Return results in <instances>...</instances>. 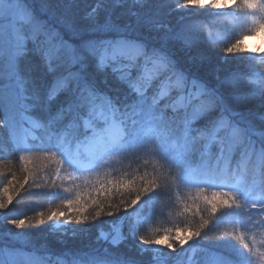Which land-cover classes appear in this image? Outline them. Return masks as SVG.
Returning <instances> with one entry per match:
<instances>
[{"label": "snow or ice", "instance_id": "1", "mask_svg": "<svg viewBox=\"0 0 264 264\" xmlns=\"http://www.w3.org/2000/svg\"><path fill=\"white\" fill-rule=\"evenodd\" d=\"M165 4L92 0L79 25H65L75 38L68 40L27 0H0V130L7 131L22 165V174L12 173L0 187V223L9 226L10 238H19L21 233L11 229L118 218L106 220L109 229L95 237L107 254L73 253L58 257L56 264H140L144 256L152 264H167L176 244L183 248L194 237L206 238L222 217L234 218V227L258 231L264 246V74L261 86L253 84L251 70L208 79L207 56L189 55L199 45L196 28L166 23ZM205 4L213 10H246L252 33L264 29V0H184L177 12ZM243 35L231 31L223 51L241 52ZM185 56L189 67L181 64ZM246 59L254 64L257 57ZM259 60L264 63V54ZM114 158L130 165L143 158L144 163L127 178L96 181L91 191H81L80 175L98 173ZM26 185L42 196L61 198L63 208L23 218L9 215L13 193ZM185 189L195 192L185 198ZM61 190L75 191V199L61 197ZM165 198L191 212L194 226L165 229L163 238L139 235L140 214L133 217L137 206ZM217 239L233 249V257L219 264H254L257 258L264 264L255 235L251 242L235 231ZM161 245L169 252L155 247ZM18 255L2 247L0 264H17ZM30 264L46 262L37 257Z\"/></svg>", "mask_w": 264, "mask_h": 264}, {"label": "trees", "instance_id": "2", "mask_svg": "<svg viewBox=\"0 0 264 264\" xmlns=\"http://www.w3.org/2000/svg\"><path fill=\"white\" fill-rule=\"evenodd\" d=\"M27 3L34 6L48 23L63 34L65 39L75 40L65 25H79L81 23L80 17L83 15L88 4L92 3V0H27ZM155 3L160 4L161 0H155ZM183 3L184 0H166L164 20L173 26L179 23H188L196 28L199 34V45L189 55L196 59L201 55L207 56L209 65L205 72L206 77L210 80H214L217 76L223 79L233 74L245 73L251 70L255 74L252 80L253 84L261 86L260 76L257 73L261 72L262 65L256 61L254 64H249L246 59L249 55L242 39L240 42L241 52L233 54L225 53L223 49L228 42L226 38L231 31L227 32V30L221 29L220 25L224 26V23H221L220 20L218 21L219 17H208L209 11L205 10L204 7L190 6L182 13H178V4L182 5ZM131 35H139V33ZM225 55L229 57L227 62H223L220 59L221 56ZM181 64L184 67H189L191 66V60H189L188 56H185L181 60ZM100 87L103 88L104 85H100ZM7 141V131L0 130V187H3L7 183L12 173H15L17 176L22 174L20 171L22 165L19 161V153ZM156 145L163 151L162 142L158 139L156 140ZM151 147L152 145L149 144V148ZM25 155L35 157L43 155V153H26ZM152 160L153 163H156V158H152ZM239 160L240 157L237 154L236 161ZM143 163V158L133 162L131 165L128 159L114 158L107 168H101L98 173H94L91 176L87 174L80 175V180L77 183L82 185L81 191H91L96 181L106 182L111 179L115 182L117 179L127 178L136 170L137 165L142 168ZM85 180L89 181L87 185H84ZM66 186L70 187V185ZM189 191L192 194L195 192L194 189H185V198H187ZM208 194L210 195L211 191ZM75 195V191L64 193L61 190V197L67 196L69 199H75ZM101 198L103 199V197ZM110 199L114 200L116 198L111 197ZM63 206L64 201L61 198L51 199L47 196H42L35 189L29 190L26 185L24 189L20 190L19 194L13 193V203L9 205L13 211L9 215L23 218L25 215H34L36 211H47L49 208H63ZM141 206L146 211L152 212L151 217L142 221L137 230L139 235L147 239L154 237L163 238L165 229L175 231L178 227L194 226V222L191 221V212H184L182 204L178 201H169L165 198L157 201L155 204L149 203ZM72 211L70 209L69 213L71 214ZM89 212H91V209ZM123 215L124 213L121 211L119 216L122 217ZM109 219L118 220L117 217H103L93 223L90 218L89 222L85 225H76L75 223L65 225L61 220L60 223L63 226L56 230L52 226L54 222H46L44 225L36 228H29L26 225L20 230L11 229L12 232L19 231L21 233L19 238H10L5 232V229L9 226L0 223V248L7 246L17 251H23L24 253L35 255L36 258H42L44 261H51L49 264H56V258H68L73 253L81 255L88 253L89 255L103 256L107 254V249L105 246L96 244L95 237L100 229L105 231L109 229L108 224L105 223ZM233 219L232 217H222L206 238L194 237L187 242L188 245H185L184 250L195 249L194 260L191 264H219L221 260L233 257V249L221 244L217 239L218 237H222L225 232L235 231L239 234L247 235L249 242H251L252 236L255 235L258 244L257 252L264 251V246L259 245L261 238L259 232L246 231L239 224H236L234 227L232 223ZM240 219L246 222L247 218L242 217ZM118 222L123 224L124 231L128 230L126 223L122 221ZM74 228H84L85 230L75 233L69 231L67 234H64L62 231L63 229ZM230 243L235 244L234 241ZM162 250L168 252V249L165 247ZM148 261H150L148 256L140 258L141 264H147ZM254 264H261L260 259L257 258Z\"/></svg>", "mask_w": 264, "mask_h": 264}, {"label": "rangeland", "instance_id": "3", "mask_svg": "<svg viewBox=\"0 0 264 264\" xmlns=\"http://www.w3.org/2000/svg\"><path fill=\"white\" fill-rule=\"evenodd\" d=\"M205 10L209 11L210 13H214L215 11H221L223 15L219 16L218 21L220 20L221 23H224V26H221V29L229 31L236 30L238 33L239 31H243L244 35L242 38V42L244 43L247 53L249 56L257 57L256 62L262 65L261 72L257 73L259 76L264 74V63H261L259 57L264 54V29L257 30L254 34L251 31L252 22L251 16L246 13V10L237 9L235 7H229L223 10H213L207 7V4L204 6ZM208 14V17L210 15ZM251 41V43H249ZM158 139V138H157ZM159 140V139H158ZM160 141V140H159ZM137 213H139V221L136 224V228L138 230L139 226L141 225L142 221L145 219H149L152 215L151 211H146L143 206L138 205L136 213H133V217L135 218ZM53 229H59L63 226L59 222V227H56V222L52 224ZM252 231V230H251ZM255 233V231H252ZM185 245H188L187 243ZM185 245L183 248L180 247L179 244H176L177 251L170 252L171 255L168 256L167 264H191L194 260L195 249L184 250ZM158 250L163 251V245L155 246ZM180 247V248H179ZM169 252V250H168ZM19 255L16 257L17 264H30V261L33 258H36L35 255L24 253L23 251H18ZM2 258V257H0ZM46 264H49L51 261H46ZM57 262V258L55 259ZM141 264V263H140ZM147 264H152L151 261H148Z\"/></svg>", "mask_w": 264, "mask_h": 264}, {"label": "bare ground", "instance_id": "4", "mask_svg": "<svg viewBox=\"0 0 264 264\" xmlns=\"http://www.w3.org/2000/svg\"><path fill=\"white\" fill-rule=\"evenodd\" d=\"M249 43H251V41H249Z\"/></svg>", "mask_w": 264, "mask_h": 264}]
</instances>
